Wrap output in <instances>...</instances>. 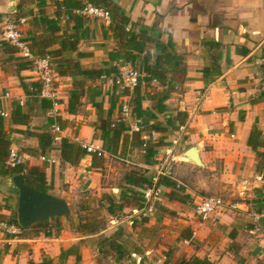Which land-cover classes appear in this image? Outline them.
Here are the masks:
<instances>
[{
    "label": "crops",
    "instance_id": "0c3cea01",
    "mask_svg": "<svg viewBox=\"0 0 264 264\" xmlns=\"http://www.w3.org/2000/svg\"><path fill=\"white\" fill-rule=\"evenodd\" d=\"M22 1L28 0H0V15L6 20L7 15L16 14ZM115 2L122 14L130 20L137 35L144 32L152 41L164 44L172 41L175 53L182 56L187 65V79L166 101L169 111L166 116H159V121L175 116L178 111L186 112L189 118L180 130L169 131H173L169 142L174 145L158 149V161L162 162L164 153L169 154L164 164L173 165L168 173L178 185L187 188L186 194L192 202L196 199L190 183L203 191L221 194L219 197L238 196L233 207L206 222H201L195 216V208L188 210L190 204L183 205L184 213H179L186 218L180 220L183 224L180 228L184 230L182 242L193 244L195 257L206 259L212 264H264V181L256 168V152L248 146L250 132L256 124L264 132V102L259 99L264 91V0ZM28 7L34 8L36 14L37 9L32 1ZM46 11V15L51 18H55L58 12L53 3H49ZM78 16L82 17L80 23L67 21L68 16L63 13L59 22L62 27L59 35L66 32L80 36L78 51L72 53L68 60L79 61L84 69L108 67L109 53L117 49L112 32H104L110 24ZM25 27L27 38L33 36L29 32H37L28 23ZM40 30L45 31L44 28ZM210 42L219 43V48L210 47ZM148 47L153 50L154 45L149 44ZM57 48L59 46L55 45L54 49ZM241 48L247 49L249 53L241 54ZM79 54L86 56L79 58ZM7 58L4 53L0 54V108L8 114L5 117L6 129L15 130L11 134L13 151L29 166L46 165L49 193L67 202L66 190L73 193L78 189H97L101 183L102 168L98 164L92 166V156H86L77 166L63 165L59 152L54 151L52 155L59 159V163L49 166L44 163L41 165L39 158L30 155L31 151L37 149L38 139L23 134L28 128L12 126L9 118L16 104L28 105L20 77L31 82L39 80V75L35 70L18 73L14 64L5 62ZM212 66L220 69L221 74L206 85L205 69ZM56 78L59 105L47 116H61L68 121V127L63 130L61 137L82 146L99 149L106 157L109 152L104 150L103 142L95 138V127L101 117L99 111H102L104 117L111 115L113 120H118L122 114L121 105L127 100L126 96H122L123 91L109 86L101 79L87 80L83 105L77 115H70L67 106L73 80L58 75ZM151 87L158 91L163 89L154 83H151ZM150 92V89L146 91ZM143 105L147 110L153 107L149 98ZM33 115L30 129L38 132L37 129L46 125L47 116L37 110ZM128 133L132 135L129 130ZM59 143L60 140L57 145ZM194 145L202 146L201 158L205 165L199 177L190 175L194 165L188 159H180V154H177L179 149L184 153ZM122 149L123 142L119 146V154ZM132 150L130 146L127 148L129 153ZM139 151L143 161L134 165L148 170L155 181L158 177L154 176V170L165 175L158 171L161 164L146 165L144 152ZM169 208L176 210L171 205ZM157 217H154V221L150 219L152 225L157 223ZM74 233L63 230L59 236L29 238L23 236L21 230L9 232L0 228V264L41 263L46 258L53 259L57 264L62 249L78 246L81 240L86 239ZM86 251L85 248L80 249L81 255L86 254ZM67 263L76 264V257H69Z\"/></svg>",
    "mask_w": 264,
    "mask_h": 264
},
{
    "label": "trees",
    "instance_id": "16d2710c",
    "mask_svg": "<svg viewBox=\"0 0 264 264\" xmlns=\"http://www.w3.org/2000/svg\"><path fill=\"white\" fill-rule=\"evenodd\" d=\"M36 6L35 9L28 7V4ZM49 3L55 4L57 13L55 18L46 15ZM87 4H94L105 8L111 15V24L104 31L106 34L112 32V38L117 43V49L109 53L110 64L108 67L100 69H84L79 61H69L68 57L78 51L80 44V36L77 33H64L59 35L62 27L59 22L64 13L70 20L78 23L82 21L74 12L83 9ZM9 19L19 24L21 19H26V23L32 25L37 32L32 37H26L29 42L31 52L35 58L51 56L52 65L58 77H70L73 80V88L69 91V99L67 112L70 115H77L82 107V99L85 96V82L87 80L97 81L102 76H113L119 72V68L123 65H130L145 77L140 79L138 87L134 90L132 98L129 102L131 112L134 118L141 121V131L130 135L128 133L129 125L121 120H113L111 115L104 117L100 110V120L95 127V138L103 142L104 150L110 154H117L121 142H123L122 154L127 151L130 146L132 149L144 152V161L148 166L158 165V149L162 147L161 142L153 138L154 133L165 134L168 131H178L188 121L186 112L178 111L175 116H169L164 121H159V116H166L168 107L166 101L171 94L179 89L180 84L187 79V65L184 58L174 51L172 41L167 44L161 41H152L144 32L136 34L130 25V20L125 17L119 5L115 0H28L22 1L18 7L16 14L7 15ZM42 19V22H41ZM5 21V17L0 15V36L2 33L1 24ZM44 28L45 31H39ZM38 32H41L40 34ZM48 33V35L46 34ZM153 44V50L148 45ZM58 45L59 48L54 49ZM212 48H219V43L210 42L208 44ZM241 54L247 55L249 51L245 48L240 49ZM4 53L8 58L5 62L14 64L18 73L22 71L34 70V61L18 55L15 47L8 42L0 40V54ZM79 58H83L84 54H79ZM264 59V50H263ZM221 74V70L213 66L205 69V83L209 85L216 76ZM156 79L158 86L163 88L158 91L152 89L151 83ZM21 87L28 99V105L18 103L14 106L9 122L12 126H26L28 129L23 134L38 139V147L35 151H31V156H41L52 154L54 151L59 152L61 164H69L77 166L86 156H92L93 167L98 164L99 157L97 153H91L81 144L70 141L66 137H61L53 132V126L58 125L62 130L68 127V121L61 116L49 115L54 108L55 102L52 99L42 97L43 84L40 80L27 82L26 78L20 77ZM117 88V87H116ZM150 89V93L146 91ZM129 94V91H123L122 96ZM149 98L153 104L152 109L144 108V101ZM260 100L264 102V91L260 94ZM123 104L121 105L122 109ZM39 111L46 117V125L38 132L31 131V124L34 112ZM7 120L0 116V177H13L17 175L24 176V183L38 191L49 193V186L46 178V168L39 166H29L20 163L15 166L8 164L12 152L13 141L11 134L14 129H6ZM147 136V139H144ZM60 137L58 144L57 138ZM57 145V146H56ZM248 146L256 152L257 155V171L264 175V132L256 124L249 135ZM25 153V151H23ZM171 189L168 197L173 201L188 203L191 198L185 193L184 188H179L178 183L170 176L159 177L157 182L154 177L146 171H130L125 176V188H122L119 199L114 195L104 194L99 200L97 209L91 208L87 201L82 202L78 206L77 216L79 223L74 226L76 233L83 237H91L101 235L98 244V254L104 257H111L116 263L123 262L129 257L127 247L121 242L122 233L118 232L110 237L102 236L107 229V222L100 217L99 212L105 210L111 216H117L125 210L126 206L133 205L137 209L143 210L147 201L146 191L159 187ZM16 191L18 192L17 188ZM19 193V192H18ZM8 207L0 203V223L9 226L18 227L23 236L36 238L41 235L45 237L59 236L64 230V220L61 217H55L41 221L31 226L30 229H23L18 222L16 216H7L3 212ZM65 222H71V219ZM75 256L76 263L82 261L79 246H72L69 249H62L57 264H66L69 257ZM31 264H56L53 259L46 258L41 263ZM180 264H212L208 260H202L197 257L191 261H182Z\"/></svg>",
    "mask_w": 264,
    "mask_h": 264
},
{
    "label": "rangeland",
    "instance_id": "374dc122",
    "mask_svg": "<svg viewBox=\"0 0 264 264\" xmlns=\"http://www.w3.org/2000/svg\"><path fill=\"white\" fill-rule=\"evenodd\" d=\"M26 24L22 26L25 38L27 37ZM172 132L173 131H168V133L165 134H153V138L161 142V148L171 147L174 145L173 142H169ZM128 153V151L123 154L117 153L115 155L108 153L106 157H99L98 165L102 168V171H100L102 177L100 186L97 187V189H78L77 192L75 191L73 193L66 190L68 193V203L72 213L69 218L71 219V222H65L69 219L62 218L64 220V230L76 233L74 226L79 223L76 212L78 206L81 205L82 202L87 201V204L90 205L91 208L97 209L99 200L104 194L114 195L115 198L119 199L122 188H125V176L127 173L130 171L148 172V170L134 165V163L138 164L143 161L142 154L139 150L133 149L129 155ZM177 154H180L179 157L182 155L181 149L177 151ZM168 156V153H164L162 162L160 161L158 163L161 164L159 165L160 168L158 171L164 173L165 176H170L168 169L173 165H169V163L164 164L165 158ZM36 157L39 158V162L43 165L40 156ZM163 164L165 167H163ZM194 167L195 168L190 170V175L194 177L201 176L200 170L202 169L195 165ZM153 173L154 176L158 178L163 176V174H158L157 170H154ZM158 178L154 181L157 182ZM189 185L193 190L192 193L194 199H196L194 202H172L168 197L172 190L161 186L146 191L147 201L143 210L137 209L133 205H129L126 206L123 212L118 213L117 216H111L105 210L100 211V217L104 218L108 223L107 229L101 233L102 236L110 237L115 233L121 232V242L127 247L129 257L121 263H116L111 257L99 255L98 244L100 243L101 235H98L86 237V239L79 242L78 246L81 250L84 248L87 249L86 254L82 255V261L79 264H180L184 260L191 261L194 259L195 254L193 253V244H185V241L183 243L181 239L184 230L183 228L182 230L180 228V226L182 227L183 225L180 220H185L186 218L180 216L179 213H184L183 205L190 204L191 206L188 205L190 207L187 209L190 210V208H193L194 210L196 201L200 198L219 197L221 194L203 191L198 188L197 185L194 186L191 185V183ZM178 186V189L184 188L186 193L187 188L181 184ZM223 197L227 202H231L232 205H234L235 201L238 199V196ZM18 201L19 193L16 191L13 179L10 177H0V203L5 205V207H8L3 213L7 216H16ZM169 205L176 210H171ZM155 216H158L157 223L152 225L150 219L154 221ZM195 216L197 217L196 214ZM18 231L20 230L18 229Z\"/></svg>",
    "mask_w": 264,
    "mask_h": 264
},
{
    "label": "built area",
    "instance_id": "2783aa9c",
    "mask_svg": "<svg viewBox=\"0 0 264 264\" xmlns=\"http://www.w3.org/2000/svg\"><path fill=\"white\" fill-rule=\"evenodd\" d=\"M75 13L86 18L101 21L105 24H111L112 21L109 11L94 4H87L83 9L76 10ZM66 20L68 21L69 17H66ZM25 24L26 19H21L19 24L9 18L6 19L0 36L1 40L8 42L10 45L15 47L19 56L34 61V70L39 75V80L43 84L42 97L52 99L55 102L56 108V106L59 105L56 90L57 74L55 73L52 65V57L48 55L45 57L35 58L33 56L29 42L26 41L22 29V26ZM143 77H145V74H141L130 65H123L119 68V72L116 75H104L101 78L102 81L111 87H117L122 91H129V94L126 95L127 100L122 106L121 120L129 124V131L132 134L140 132L142 127L141 121L133 117L129 102L132 98L134 90L139 85L140 79ZM152 83L157 84L158 81L154 79ZM0 116L7 117L8 114L0 108ZM53 132L61 136L64 131L58 125H54ZM144 139H147V137H144ZM57 140H60V137H58ZM83 147L91 153H97L99 157L103 156V152L99 149L86 145H83ZM40 160L42 163L49 166H55L59 163V159L52 154L41 155ZM20 163H23L22 159L17 152L12 150L8 164L15 166ZM261 179L264 181V175L261 176ZM229 207H233V205L227 202L223 197H204L196 203L195 214L201 222H206L214 216L224 213ZM0 228L8 230L9 232H16L19 229L14 225L9 226L5 223H0Z\"/></svg>",
    "mask_w": 264,
    "mask_h": 264
},
{
    "label": "water",
    "instance_id": "95a60500",
    "mask_svg": "<svg viewBox=\"0 0 264 264\" xmlns=\"http://www.w3.org/2000/svg\"><path fill=\"white\" fill-rule=\"evenodd\" d=\"M201 150V145H194L182 153L179 158L188 159L189 163L198 168H205L201 158ZM13 183L19 192L17 218L23 229L28 230L34 224L55 217L70 218L72 211L65 199L26 185L23 175L13 177Z\"/></svg>",
    "mask_w": 264,
    "mask_h": 264
}]
</instances>
